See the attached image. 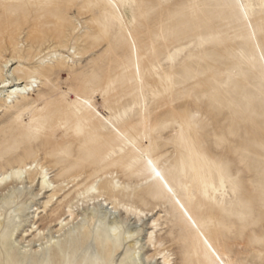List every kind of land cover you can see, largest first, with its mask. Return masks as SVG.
Returning a JSON list of instances; mask_svg holds the SVG:
<instances>
[{
  "label": "rangeland",
  "instance_id": "1",
  "mask_svg": "<svg viewBox=\"0 0 264 264\" xmlns=\"http://www.w3.org/2000/svg\"><path fill=\"white\" fill-rule=\"evenodd\" d=\"M15 1L20 7L0 18V52L4 56L0 61L9 59L16 48L24 68L19 70L18 63L13 64L8 74L15 69L18 76L30 80L28 68L39 67L63 84L67 73L74 71L71 86L76 82L85 91H100L108 78L113 79L116 91L110 92L107 104L99 102L104 115L108 111L111 124L89 126L91 131L117 154V146L124 149L122 161L142 171L144 163H134L128 153L131 146L109 136L112 131L118 133L116 127L134 121L172 188L182 198L190 190L193 205L202 207L205 220L214 217L207 223L212 241V246L206 243L209 252L214 255L215 250L222 257L226 253L231 264H264V0H241L248 4L250 25L239 8L240 0H128L129 13L137 15L131 25L137 55L129 36L107 16L109 35L104 37L94 23L100 11L88 9L85 0ZM251 28L262 53L254 48ZM141 52L147 59H142ZM149 60L162 73L172 71L175 86L170 97L158 94ZM124 63L140 70L151 86L144 91L146 133L140 124L143 100L133 95L137 83L133 78L131 87ZM46 88L40 84L32 99L39 100ZM15 111L0 108V173L34 164L36 172L42 166L48 169L56 185L69 186L49 203L53 192H40L38 179L32 186L29 180L2 185L0 264H165L159 259L164 255L169 256L170 264H199L189 218L177 209L165 184L152 176L128 177L120 160L105 155L88 135L47 134L41 126H53L61 117L57 105L42 110L38 121L28 126L18 124ZM182 117L190 124L188 135L224 171L226 194L218 198L224 202L219 212L199 197L190 171L182 173L180 157L188 159L178 127ZM128 135L132 137L131 132ZM97 176L102 184L119 180L122 185L120 202H114L120 212V233H112L105 218L91 219L90 209L100 204L106 209L109 204L110 211L112 201L96 205L88 201L80 218L62 232L56 233L57 221L49 223L44 242L58 237L39 246L36 240L44 228L42 220L56 218L52 212L56 199ZM128 188L135 196L129 195ZM127 207L146 215L139 220ZM33 223L40 229L30 233ZM129 231L135 232L134 237H129ZM24 240H31L29 247L23 248ZM153 256L156 260L151 261Z\"/></svg>",
  "mask_w": 264,
  "mask_h": 264
},
{
  "label": "bare ground",
  "instance_id": "2",
  "mask_svg": "<svg viewBox=\"0 0 264 264\" xmlns=\"http://www.w3.org/2000/svg\"><path fill=\"white\" fill-rule=\"evenodd\" d=\"M43 2H50L51 0H42ZM15 0H0V18L3 15H8L9 11H13L15 8L20 7L15 4ZM88 9H96L100 11V17L94 16V23L98 26L99 30L105 36L109 35V29L105 25V18L110 17L111 20L116 21L121 30L129 36L131 40L132 47L134 48L136 55L138 53V45L135 40L134 34L131 29V25L136 22V14L129 13L128 11V0H85ZM240 10L245 15V21L250 25L251 16L248 12V4H245L240 0L239 3ZM139 14L142 15V9H139ZM251 40L253 42L254 48L257 52L262 53L261 47L257 41V36L255 31L251 28ZM154 48V46H152ZM142 59H147V56L141 52ZM4 56L0 52V60H3ZM21 55L16 48H13L12 54L9 59H4L0 61V108L3 110L14 109V118L22 126L33 125V123L38 121V114L47 109L51 105H57L59 111L61 112V117L55 120L53 126L43 125L41 128L47 134H57L61 136H66L68 134H73L76 138L83 136H90V139L104 149L105 155L113 154L120 160V166L123 170L128 173V177L131 175L136 176H152L160 184L166 185V191L170 192L171 196L175 199L177 209L185 216L189 218V227L192 228L190 233L192 248L194 251V256L199 264H215L218 261L219 264H231L228 260L226 253H223V257L214 250V255H212L207 249V244L212 246V241L208 233L207 223L212 222L214 217L208 216V221L203 217V209L201 206H194V198L190 194L185 198L179 196L178 192L172 188L169 181L166 179L165 175L159 168V161L154 155L149 154L147 148L143 143L141 138V133L138 131L135 123L128 121L125 127L118 126L115 131H112L109 136L114 137L116 140L120 141L122 145H130L128 149L130 150V157L134 163H144L143 168L145 170L137 169L136 166L122 161L121 156L125 154V150L121 147L117 148L120 151V155L115 151L110 149L104 141L95 132L91 131L90 127L96 126V124L103 125L105 121L111 124L109 119V113L104 112L99 108V102L104 105L107 104L109 100L110 92H115V81L108 78L105 81L104 87L98 90L85 91L80 84L75 82V86H71L70 83L73 80L74 71H69L67 73L68 79L62 80L63 84L53 81L51 78L47 77L44 73L40 71L39 67L28 68L29 72L32 74L30 80H25L24 78L17 75L15 69L10 71L9 68L13 64L18 63V68L23 69L24 65L21 61ZM150 71H152L155 78V85L158 89V94H162L167 98L170 97L171 92L174 89L173 73L161 72L157 64L153 63L151 60L148 61ZM126 70L128 72L129 81L131 87H133V78L137 83L138 91L134 92L132 88L133 95L143 100V105L141 103V131L146 133L147 122H146V111L147 102L145 98V88L151 87L150 84L144 78V74L138 70L135 71L128 64L124 63ZM160 65V64H159ZM43 66V65H40ZM161 67V66H160ZM20 72V71H19ZM22 72V71H21ZM61 74L59 75V78ZM13 78V80H11ZM72 78V79H71ZM45 80V82L43 81ZM73 82V81H72ZM47 85L46 93L42 94L39 100L35 101L32 97L35 96V88L39 85ZM169 102V101H168ZM90 126V127H89ZM179 132L182 137L183 142L186 144L188 149V159L185 160L181 155V167L182 173L187 174L190 171L193 177V185L199 190V197L204 199L208 203H212L217 212H219L223 207V201H219V196L222 198L225 196L226 192V179L222 167L216 163L209 155L205 148L201 146L200 143H196L189 135L188 130L190 129V124L186 118L182 117V123L179 124ZM132 133L130 138L128 133ZM140 142L138 145L137 143ZM37 168L34 164H24L17 165L9 171H4L0 173V189L4 188L2 185L9 186L12 183L10 181L14 180L22 184L24 180H29V184L32 186L38 179V184H40V192L44 195L48 192H53L50 194V201L55 198L56 194L65 190L69 184L64 186L56 185L51 177H49V170L41 167L40 172L34 171ZM34 171V172H31ZM32 174H31V173ZM30 173V174H28ZM108 177L106 176L105 179ZM75 182V181H74ZM103 179L96 177L91 183L77 184L76 189L72 192L66 194L62 199L58 197L56 199V205L53 207L52 212L56 218L49 222L47 220H42V225L44 228L35 227L36 223H33V228L30 233H34L39 230L38 238L36 242L48 243L58 236H53L51 240H47L45 235V229L49 223L57 221L59 229L56 233H60L66 228L73 225L74 221L80 218V211H84L83 206L88 201H93V205L99 203V201L111 200L113 206L108 210V205L104 209L103 205L96 206V209H90L91 219L98 216L100 218H105L109 222L112 233H120L121 221L117 219V215L120 213L119 208L114 202H120L118 195L122 189V185L119 180H111L106 184H102ZM74 187V186H72ZM127 192L131 196H135V193L128 188ZM188 203L186 206V203ZM82 208V210H81ZM114 210V211H113ZM127 212L129 214L138 216L139 220L146 215L145 212L138 210L137 208H128ZM22 217L21 214L18 217ZM130 236L134 237L135 232L129 231ZM154 234V232H152ZM30 236V235H26ZM31 240H24L23 248H27L30 245ZM207 243V244H206ZM138 244V242H137ZM138 258L140 255L138 254ZM163 259L165 264H170L169 256H162L159 259ZM227 259V260H226ZM155 256L151 257V261H154ZM140 264H145L143 261ZM191 264V263H190Z\"/></svg>",
  "mask_w": 264,
  "mask_h": 264
}]
</instances>
